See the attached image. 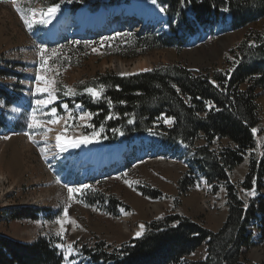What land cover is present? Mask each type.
<instances>
[{"label": "rangeland", "instance_id": "rangeland-1", "mask_svg": "<svg viewBox=\"0 0 264 264\" xmlns=\"http://www.w3.org/2000/svg\"><path fill=\"white\" fill-rule=\"evenodd\" d=\"M142 2L145 7H157L154 6L153 11H142L146 17V24H142L147 27L158 26L159 31H165L160 8L151 0ZM49 3L50 0H0V68L19 75V78L7 76L5 80L0 79V84L8 86L20 97L19 102L7 108L0 103V111L7 121V127L0 129V211L8 214L23 207L41 208L34 219H0V235L24 243H31L40 237L50 238L56 245L63 246L59 248L63 257L70 245L72 252L67 260L64 258V264H72L77 262L78 248L98 243L117 247L141 237L144 232L141 225L168 215L188 218L217 232L226 217V191L222 184L210 186L205 182L191 159L192 154L184 148L181 152L162 153L158 137L149 134L142 136L144 146L140 148L138 144L135 152L127 156L123 147L119 146L120 142L108 144L100 138L103 131L100 128L98 131L93 129L92 114L90 119L82 120L81 116L86 111L80 105H74L73 111L68 110L60 97L72 96L76 89L87 87L97 75L106 71L118 73L124 68V72H135V65L143 62H148L149 66L141 71L173 63L194 71L219 66L229 50L245 35L264 32V19L241 31L204 39L181 53L157 50L125 61L114 55L116 45L107 38H100L96 43L84 41L50 47V43L48 45L44 40L53 30L57 31L55 25L50 29L49 22L34 23L28 29L16 11V7L35 9L36 15L31 19L38 20L41 18L39 10L49 7ZM61 14L62 11L58 9L57 16ZM62 16L58 24L64 28L66 24L60 22ZM131 23L137 24L135 21ZM139 27L135 26V29ZM40 46L47 49L45 56L48 63L43 68L38 55ZM52 50H56L57 54L53 55ZM38 73L45 80L54 81L49 91L55 99L43 108L36 105V100L49 97L47 92H36L38 85L44 86L43 81H37ZM258 102L262 133L256 137V148L252 153L255 157L261 154L264 144V96ZM58 104L61 112L55 108ZM52 108L56 109L55 115L51 112ZM34 109L35 118L41 122V127L30 129L28 124ZM53 119L57 123H48ZM93 131L98 132L99 136L91 143L69 147L65 151L57 148V135L61 136L63 142L79 139L86 132L91 138ZM25 133L31 135L32 139ZM120 135L117 134V139L122 138ZM202 144V141L196 143L197 146ZM214 145L213 148L218 149L227 145V142ZM98 147L104 148V152L99 153ZM249 156L228 175L229 183L237 187L243 201L252 197L247 194L249 192L239 188L247 174ZM109 159L112 160L109 164L113 163V170L104 175H94L98 163L102 161L104 165V161ZM80 164L85 166V170L80 168ZM117 164L119 166L116 168ZM185 176L188 181L194 180L195 183L183 193L180 191V182ZM81 185H89L90 188L83 190V194H73V198L69 199L67 189ZM203 195H209L214 200L213 210H209L212 207L210 202L202 200ZM52 212H55L51 216L53 218L49 219L47 215ZM137 231H142L139 237L136 236ZM253 251L260 252V259L252 255ZM204 256L205 248L202 246L190 259L198 260ZM245 257L249 263L264 264V244L256 243Z\"/></svg>", "mask_w": 264, "mask_h": 264}, {"label": "trees", "instance_id": "trees-1", "mask_svg": "<svg viewBox=\"0 0 264 264\" xmlns=\"http://www.w3.org/2000/svg\"><path fill=\"white\" fill-rule=\"evenodd\" d=\"M123 1L130 0H50L49 6H67L73 12L82 5L97 10ZM156 4L165 9L168 33L156 29L113 32L105 38L116 45L114 55L130 61L157 50L181 53L206 35L238 32L264 19V0H156ZM97 40L100 39L93 42ZM63 44L74 43L64 39L54 46ZM7 76L19 78L0 68V79ZM87 88L102 89L99 98L93 100ZM261 96L264 32L245 35L229 50L221 65L208 70L190 71L173 63L131 76L106 71L87 87L76 89L72 96L60 97L69 110L80 104L93 115V129L103 131L100 138L105 143L142 144V136L152 134L166 149L184 146L205 182L211 186L222 184L226 191V217L217 232L188 218L168 215L145 223L140 238L117 247L98 243L78 248L74 264H252L246 260V252L256 243L264 244V145L258 157L252 154L256 137L262 133L258 102ZM18 98L17 92L0 84V103L6 108ZM59 107L55 105L61 112ZM4 125L0 111V128ZM117 134L122 138L117 139ZM199 141L203 144L197 146ZM222 141L227 145L213 148ZM248 154L247 174L239 188L254 194L243 201L237 187L229 183L228 175ZM187 178L180 182L183 193L195 183ZM39 212L30 207L8 214L0 211V219H34ZM52 213H48L49 219L55 212ZM202 246L205 256L191 260ZM0 264H63V255L50 238L24 243L0 235Z\"/></svg>", "mask_w": 264, "mask_h": 264}, {"label": "snow or ice", "instance_id": "snow-or-ice-1", "mask_svg": "<svg viewBox=\"0 0 264 264\" xmlns=\"http://www.w3.org/2000/svg\"><path fill=\"white\" fill-rule=\"evenodd\" d=\"M69 2H70V0H69ZM152 3L155 4L156 0H152ZM58 9H59V5H52V6L47 7L46 9H41V10H39V16L41 18L38 19V20H35V19H31V17H34L36 15V10L35 9L29 8L27 10H23L20 7H16V11L18 13H20L21 20L23 21L25 27L28 28V29H31L34 23L46 24V23L50 22L51 18L55 16V14L57 13ZM164 10H165L164 8L160 9V11H162V12ZM117 35H119V34H117ZM73 43H77L78 44L79 41H75ZM93 51L95 52L96 49L93 48ZM46 52H47V49H45L43 46L39 47L38 55L41 58V62H42L41 63V67L42 68L44 67L45 64L48 63V58H46V56H45ZM52 54L56 55L57 54L56 50H52ZM146 71H148V69H146ZM37 81H43L44 82V86L41 87V86L38 85L37 88H36V92L37 93H45V92H47L48 93V97H49L48 99H38V100H36V105L39 106L40 108H43V107H46L48 104H50L53 99H55V97L53 96L52 92L49 91V89L54 84V81L45 80L44 77H42L39 73L37 74ZM86 91L88 93H90L91 96L94 99H98L100 94H101V92H102V89L101 90H94L92 88H87ZM69 93H71V90H69ZM69 93H66V94H69ZM109 104L111 105V101H109ZM35 111H36V109L33 110V116L30 118V122L28 124V127L30 129L31 128H36V127H41V122L37 121L36 118H35ZM51 112H52L53 115H55L56 109L52 108ZM86 118L90 119L91 118V114L90 113H84L81 116L82 120H84ZM107 118L110 119L112 117L109 116ZM167 122L171 123L170 120L167 121ZM48 123H53L54 124V123H57V121L55 119H53V120L48 121ZM129 123H132V121L130 120ZM252 131H253L254 134L256 133V129H253ZM25 135H29V134L25 133ZM98 136H99V133L96 132V131H93L92 134H91V138L89 136H83V137H81L79 139H70V140L65 141L64 143H61V136L57 135V137H56L57 148L60 151H65L69 147L76 148V147H79L81 144H88V143L93 142V139L97 138ZM7 138L8 137H4V139H7ZM29 139H32L31 135H29ZM33 142H35V141H33ZM41 151L43 152L44 150L41 149ZM125 183H128V182L125 181ZM89 188H90L89 185H81L80 187H69L67 189L68 193H69V199L73 198V194H75V193L83 194V190L89 189ZM247 194L248 195H253L254 192H249ZM66 214H67V208H65V215ZM58 223H59V221H58ZM72 223L74 224L75 222L72 221ZM61 227H63V225H61ZM140 228H141V230H143L144 226L141 225ZM141 234H142V231L137 232L136 236L139 237ZM56 247L57 248H61L63 246L62 245H56ZM71 252H72V249H71V246L69 245L68 248L66 249V254H65V257H64L66 260L68 259V256L71 255Z\"/></svg>", "mask_w": 264, "mask_h": 264}, {"label": "bare ground", "instance_id": "bare-ground-1", "mask_svg": "<svg viewBox=\"0 0 264 264\" xmlns=\"http://www.w3.org/2000/svg\"><path fill=\"white\" fill-rule=\"evenodd\" d=\"M148 9L153 11V10H155V7L154 6H146L145 7L143 2L134 1V2H132V4L130 6L129 5H127V6L123 5L118 10H114V9L110 10V11L99 10L98 12H95V13L80 11V12H78L77 15L73 16V17H75L73 19V23H74V25L78 31H84L85 29H90V28H92V30L94 32L104 31V29H106L107 26H109L110 23H112L115 20L114 16L122 18V17H125L126 15L130 16L132 14H136L137 18L139 20H141L140 22L145 23L146 17L144 16L142 11L148 10ZM66 19L68 21L70 20V16L68 14H64L62 16V19L60 20V22L63 23V25L67 24ZM136 23L139 24V22H136ZM56 32H57L56 30H53L52 33H50L49 36L46 37L47 40L55 41L54 39L56 37ZM76 34H78V33H76ZM148 66H149L148 62L138 63L135 65L133 70H135V71L140 70L141 71L144 67H148ZM122 70L124 72L125 69L121 68L119 71L122 72ZM64 142L65 141H63L61 143H64ZM98 151L100 153V151H103V150L98 149ZM111 161L110 160L104 161V163H105L104 165L102 164V161H100L98 163V168L95 170V172L93 174L99 175L100 172L102 174H106V173H109L110 171H112V169L110 168V164H109V162H111ZM80 168L83 169V168H85V166L82 164ZM83 170H85V169H83ZM137 232H139V231H137ZM252 255L256 259H258V258L260 259V252L259 251H253Z\"/></svg>", "mask_w": 264, "mask_h": 264}, {"label": "water", "instance_id": "water-1", "mask_svg": "<svg viewBox=\"0 0 264 264\" xmlns=\"http://www.w3.org/2000/svg\"><path fill=\"white\" fill-rule=\"evenodd\" d=\"M124 72H120L119 70H118V74H123Z\"/></svg>", "mask_w": 264, "mask_h": 264}]
</instances>
